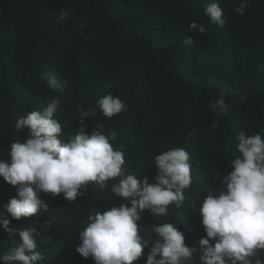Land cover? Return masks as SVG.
<instances>
[{
	"label": "trees",
	"instance_id": "1",
	"mask_svg": "<svg viewBox=\"0 0 264 264\" xmlns=\"http://www.w3.org/2000/svg\"><path fill=\"white\" fill-rule=\"evenodd\" d=\"M213 2L223 9L222 27L205 14ZM247 2L240 14V0H0V159L10 160L11 144L28 138L27 128L16 131V121L55 97L62 139L75 134L81 119L89 134L103 124L106 133L117 132L112 143L141 181L147 176L155 182L156 155L186 149L193 182L185 201L159 220L145 210L138 224L150 231L155 223H175L186 245L197 249L189 264H200V240L206 237L201 201L209 189L216 195L226 191L222 179L240 155L238 133L264 135V0ZM193 21L205 31L193 29ZM186 37L194 44L184 45ZM50 77L59 82L56 90L47 86ZM109 93L127 105L112 118L97 107ZM221 95L228 111L209 131L216 122L212 106ZM82 112L92 114L81 118ZM119 179L103 191L90 183L74 202L63 193L40 192L48 209L16 220L6 206L18 198L17 186L0 177V214L12 227L36 229L37 251L44 257L38 264H95L77 251L79 232L90 214L131 206L130 199L111 192ZM19 242L0 226V255ZM152 246L134 264H146ZM258 258L264 259V251Z\"/></svg>",
	"mask_w": 264,
	"mask_h": 264
},
{
	"label": "clouds",
	"instance_id": "2",
	"mask_svg": "<svg viewBox=\"0 0 264 264\" xmlns=\"http://www.w3.org/2000/svg\"><path fill=\"white\" fill-rule=\"evenodd\" d=\"M247 7V0H240L236 11L243 14ZM205 14L213 24L222 27L226 23L218 3H210ZM65 15L62 13L60 19ZM191 27L205 31L195 21ZM194 42L191 37L183 41L186 46ZM47 86L56 90L60 85L55 77H50ZM241 99L246 101V97ZM59 106L60 98H51L46 107L27 112L15 123L17 132L27 128L29 135L11 144L10 160L0 159V177L17 186L18 198H11L6 206L11 218H30L42 209L47 210L48 204L40 198V192L63 193L74 202L90 183L103 191L109 187V181L120 178L111 185V192L130 199L131 206L121 204L90 214L87 226L79 232L77 251L84 258L91 257L95 264H134L151 242L146 264L193 261L197 249L186 245L184 233L175 223H155L150 231L138 224L145 210L159 220L168 216L170 206L179 208L183 204L185 190L193 182L190 153L182 147L163 151L155 156V182L150 183L147 176L141 181L129 172L122 148L112 143L117 132L106 133L103 124L98 123L89 134L81 119L75 134L62 139V125L54 118ZM97 107L105 117L112 118L125 111L127 105L109 93L97 101ZM212 107L216 122L209 131L219 126L220 118L228 111L225 97L221 95ZM92 112H82L81 118H88ZM235 139L240 155L232 162L233 171L222 179L226 191L216 195L209 189L199 207L206 232L200 240V264H264V259L258 258V251H264V135L240 131ZM10 225L11 219L0 214V226L20 241L0 255L3 264L42 261L44 257L37 251L36 229Z\"/></svg>",
	"mask_w": 264,
	"mask_h": 264
}]
</instances>
